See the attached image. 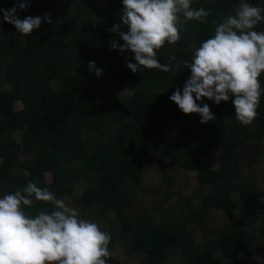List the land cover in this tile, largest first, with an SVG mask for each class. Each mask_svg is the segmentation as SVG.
<instances>
[{
    "label": "trees",
    "instance_id": "16d2710c",
    "mask_svg": "<svg viewBox=\"0 0 264 264\" xmlns=\"http://www.w3.org/2000/svg\"><path fill=\"white\" fill-rule=\"evenodd\" d=\"M247 2L264 7V0ZM237 3L193 0L191 7L209 12L205 23L190 21L175 44L157 50L158 61L190 59ZM13 4L0 0L3 9ZM27 4L16 14L41 17L32 34L0 23V196L29 181L47 188L111 234L106 264H264V96L247 126L236 120L232 97L219 105L202 98L216 119L201 124L198 114L182 113L169 99L182 91L189 69L177 71L172 61L167 73H133L126 67L135 63L133 54L111 48L112 39L123 44L109 31L121 0ZM255 30L264 31V22ZM89 61L102 69L99 77ZM258 79L264 87V73ZM17 101L22 108L14 110ZM214 149L217 167H202ZM163 157L167 197L159 200L145 182ZM174 170L190 176L194 188L168 208L169 197L179 194L171 187ZM38 210L51 205L25 209Z\"/></svg>",
    "mask_w": 264,
    "mask_h": 264
},
{
    "label": "clouds",
    "instance_id": "9594fccd",
    "mask_svg": "<svg viewBox=\"0 0 264 264\" xmlns=\"http://www.w3.org/2000/svg\"><path fill=\"white\" fill-rule=\"evenodd\" d=\"M123 9L117 24L109 31L123 41H109L112 49L133 54L135 63L126 67L133 73L142 69L173 70L172 61L161 64L157 50L179 39L190 21L205 23L209 12L191 7L193 0H121ZM17 7L24 10L27 0H14L11 9L0 8V23L14 26L20 35L32 34L41 26V17L20 19ZM44 21L51 23L45 14ZM264 22V7L238 0L234 14L216 23L214 33L201 41L190 59L176 61L175 70H190L182 91L178 88L169 99L184 114H198L200 123L216 119L207 98L219 105L232 97L235 118L250 125L257 116L264 87L259 77L264 73V31L256 26ZM89 71L99 77L102 69L94 61ZM37 202H49L51 210L30 215L25 209ZM111 234L80 216L47 188L29 181L26 186L0 196V264H106Z\"/></svg>",
    "mask_w": 264,
    "mask_h": 264
},
{
    "label": "rangeland",
    "instance_id": "374dc122",
    "mask_svg": "<svg viewBox=\"0 0 264 264\" xmlns=\"http://www.w3.org/2000/svg\"><path fill=\"white\" fill-rule=\"evenodd\" d=\"M127 92L130 91L129 87L126 89ZM13 108L14 110H19L22 108V105L20 102H15L13 104ZM13 139L17 142H20L21 140V134L17 133L14 135ZM219 153L218 149H214L211 151L210 156L207 158H202L201 159V166L207 169H213L217 167V155ZM159 160V159H158ZM168 163L167 158L163 157L161 158L158 162H156V164L153 167V173L151 175V179L149 181L145 182V188L147 189V192L149 195H152L153 193L157 192V195L159 196L158 199L159 200H163L165 199L166 193H165V187L162 184V179L160 177V171L166 166V164ZM186 173H184V171L181 170H174L173 172V183H172V189L176 190L177 193H179L178 195L174 193V196L169 197L168 202H167V206L168 208L172 205H175V201L177 203L180 202L179 197L185 196L186 194H188L189 191H191L192 188H194V183L192 182V178L190 176H185ZM45 181L47 184L50 183L51 181V175L49 173L45 174ZM256 243L258 244V246L262 245L263 243L261 242L260 239H256ZM123 259V258H122ZM124 263L126 264H136L135 261H127L125 259H123Z\"/></svg>",
    "mask_w": 264,
    "mask_h": 264
}]
</instances>
